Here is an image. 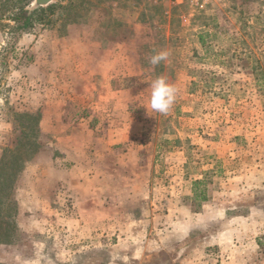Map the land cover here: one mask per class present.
I'll return each mask as SVG.
<instances>
[{"label": "rangeland", "instance_id": "374dc122", "mask_svg": "<svg viewBox=\"0 0 264 264\" xmlns=\"http://www.w3.org/2000/svg\"><path fill=\"white\" fill-rule=\"evenodd\" d=\"M32 2L0 0V166L16 172L0 264H264V0H54L20 31ZM157 77L177 89L167 114L149 107ZM121 124L125 146L103 134ZM63 133L109 175L104 207L74 209L96 186L65 182Z\"/></svg>", "mask_w": 264, "mask_h": 264}, {"label": "crops", "instance_id": "0c3cea01", "mask_svg": "<svg viewBox=\"0 0 264 264\" xmlns=\"http://www.w3.org/2000/svg\"><path fill=\"white\" fill-rule=\"evenodd\" d=\"M94 74H99L100 76L103 77L102 75L103 73L101 72H95ZM116 92H119V90H117ZM121 112L123 114V111ZM45 118L46 115H43V119ZM121 125L122 128H119L117 130L108 129L105 133H103L105 134L104 138L106 137L107 140H111L110 136H112L113 139L116 137L119 140L120 139L123 140L118 142H122V144L125 146L123 142H125L127 138H130L133 135L130 133L131 126H127L125 124H121ZM93 127L84 128V131L87 130L89 133L95 135L97 133H95L94 130H97V128L96 127L93 128ZM59 134L62 133L60 132ZM73 138L74 136L72 134H69V136L67 134H64L63 136L57 138V142L55 143L54 147L56 150H58L59 156L55 158V163L58 164V167L60 169H62V167H65V165L66 166L68 165L70 167L67 170H65L66 173L70 175V177H67L68 180H65V182L72 190L73 187L75 186L81 187L83 183H88L91 181L95 182L94 184L96 186L95 188H92L90 190H87L86 188L83 191L85 193H82L80 195L81 197L80 196L78 197L79 192L76 193L74 190L72 191V196L74 199V209L76 211H82L84 208L88 209L96 204H100L102 207H104V203L106 199L109 197V192L103 190L104 187L103 184L104 183L108 184L111 181V179L110 177H108L109 175L108 176L107 174L106 176L104 175V171L100 173L102 175L101 180H95L94 177L89 176L90 158L89 155L86 154V150L87 148H89V145L87 142H83L79 146L78 145L76 146V144L73 141ZM125 148L126 147H124L123 149ZM125 150L126 151L123 150L122 152H120L119 155L120 158L119 161L122 162L121 164H126L127 162L137 160L136 154L132 151V147H129V144L127 145V148ZM131 152H133V155L135 154L134 157L131 155ZM131 156L133 158H131ZM204 213L205 212L194 213V216L192 218L193 219L196 218L198 220L199 218L202 217V214Z\"/></svg>", "mask_w": 264, "mask_h": 264}, {"label": "trees", "instance_id": "16d2710c", "mask_svg": "<svg viewBox=\"0 0 264 264\" xmlns=\"http://www.w3.org/2000/svg\"><path fill=\"white\" fill-rule=\"evenodd\" d=\"M54 5H50L46 8H39L31 13H28L25 9L21 8L18 13V27L20 31L28 29L32 25L33 17L36 15H43L45 13H54ZM201 40L202 37H199ZM18 157H13V162H19ZM17 164V163H16ZM15 165V164H14ZM13 165V166H14ZM17 171V170H16ZM15 173H13L11 165L6 162L0 166V245L8 244L11 242L13 235H15V222H14V209L13 202L10 199L12 185L14 181ZM201 183L200 181L195 184ZM204 197H201V200Z\"/></svg>", "mask_w": 264, "mask_h": 264}, {"label": "clouds", "instance_id": "9594fccd", "mask_svg": "<svg viewBox=\"0 0 264 264\" xmlns=\"http://www.w3.org/2000/svg\"><path fill=\"white\" fill-rule=\"evenodd\" d=\"M168 56V52H160L151 57L150 63L153 66L158 65L161 61H166ZM150 87L149 107L160 114H167L176 101L177 89L169 84L165 77H157Z\"/></svg>", "mask_w": 264, "mask_h": 264}, {"label": "water", "instance_id": "95a60500", "mask_svg": "<svg viewBox=\"0 0 264 264\" xmlns=\"http://www.w3.org/2000/svg\"><path fill=\"white\" fill-rule=\"evenodd\" d=\"M54 0H33L30 7L27 9L28 13H31L39 8L46 7Z\"/></svg>", "mask_w": 264, "mask_h": 264}, {"label": "built area", "instance_id": "2783aa9c", "mask_svg": "<svg viewBox=\"0 0 264 264\" xmlns=\"http://www.w3.org/2000/svg\"><path fill=\"white\" fill-rule=\"evenodd\" d=\"M155 1V0H154ZM170 2L172 3V4H175V5H180V4H182L183 2H184V0H170Z\"/></svg>", "mask_w": 264, "mask_h": 264}]
</instances>
